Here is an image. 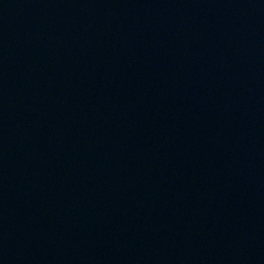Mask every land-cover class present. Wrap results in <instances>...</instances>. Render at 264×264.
<instances>
[{
  "label": "water",
  "instance_id": "water-1",
  "mask_svg": "<svg viewBox=\"0 0 264 264\" xmlns=\"http://www.w3.org/2000/svg\"><path fill=\"white\" fill-rule=\"evenodd\" d=\"M0 264H264V0H0Z\"/></svg>",
  "mask_w": 264,
  "mask_h": 264
}]
</instances>
